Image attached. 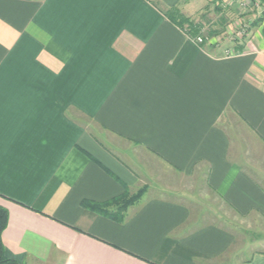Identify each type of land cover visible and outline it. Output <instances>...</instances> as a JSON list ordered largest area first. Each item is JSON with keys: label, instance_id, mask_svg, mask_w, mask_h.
I'll use <instances>...</instances> for the list:
<instances>
[{"label": "crops", "instance_id": "0c3cea01", "mask_svg": "<svg viewBox=\"0 0 264 264\" xmlns=\"http://www.w3.org/2000/svg\"><path fill=\"white\" fill-rule=\"evenodd\" d=\"M242 1L238 49L169 18L200 20L215 0H0L9 258L264 264V36ZM123 184L145 191L121 221L82 206Z\"/></svg>", "mask_w": 264, "mask_h": 264}, {"label": "trees", "instance_id": "16d2710c", "mask_svg": "<svg viewBox=\"0 0 264 264\" xmlns=\"http://www.w3.org/2000/svg\"><path fill=\"white\" fill-rule=\"evenodd\" d=\"M259 1L261 6L264 7V0H252L253 3ZM204 17V14L202 15ZM169 18L184 32L192 38L194 41L198 37H202L204 40L209 39L211 36L217 34V31L214 28H210L208 31L204 32L206 22H201L200 20H194L190 17L184 16L177 12L176 9L172 10L169 13ZM254 26H263L262 34L264 36V12L254 21ZM207 40L203 41L201 45ZM242 47H237L238 49ZM124 185V193L119 195L116 198H113L109 201L97 203L93 201H83L82 206L87 208L95 213L107 216L115 221H121L124 217L127 209L134 205L143 195L145 188L140 189L135 194L131 195L127 185ZM9 223V213L8 211L0 206V264H19L16 260L9 258L5 252V246L3 242V233L6 230Z\"/></svg>", "mask_w": 264, "mask_h": 264}, {"label": "rangeland", "instance_id": "374dc122", "mask_svg": "<svg viewBox=\"0 0 264 264\" xmlns=\"http://www.w3.org/2000/svg\"><path fill=\"white\" fill-rule=\"evenodd\" d=\"M238 3H239L237 4L238 13L233 12V13L225 14L224 12L225 8L222 4L227 5L228 4L227 1L226 0H218V1L215 0L214 6L213 7L209 6V8L211 7L210 8L211 10L204 12V17H201L202 19L200 18V16H198L201 19L202 23L206 22L204 32L208 31L211 27L217 31V34H215L214 36H211L208 40L206 39L207 40L206 42H208L209 45L217 44V46L218 45L221 46V44L230 45L231 43H234V45L236 44V47L241 46L240 40L244 39V36H243L245 34L244 32L247 28H249L248 26L250 25L248 24L249 23L248 19L246 20L245 18L244 19L245 22L243 21L242 17H244V12H245L244 10L246 9L244 8L243 5H241L242 2H240V0L238 1ZM259 3L260 2L258 1L256 5L254 4L255 7H257V4ZM252 7L254 8L253 3H252ZM262 13H260V15ZM226 17L228 18V20ZM255 29L256 28H254V30ZM239 36H242V37H240L239 39ZM213 37H215V40H211V38ZM206 42L204 43V45L206 44ZM236 53L237 52L235 49H226L225 51L226 56H230ZM245 223L243 224L247 227V231L251 232L252 229L250 230V226Z\"/></svg>", "mask_w": 264, "mask_h": 264}, {"label": "built area", "instance_id": "2783aa9c", "mask_svg": "<svg viewBox=\"0 0 264 264\" xmlns=\"http://www.w3.org/2000/svg\"><path fill=\"white\" fill-rule=\"evenodd\" d=\"M257 3V2H256ZM245 5L246 4V1H242L241 5ZM257 7L259 9V13H262L264 11V8L260 5V4H257ZM206 40V39H205ZM202 37H198L195 41L198 43V44H202L203 41H205ZM208 40V39H207ZM234 55V54H233Z\"/></svg>", "mask_w": 264, "mask_h": 264}]
</instances>
